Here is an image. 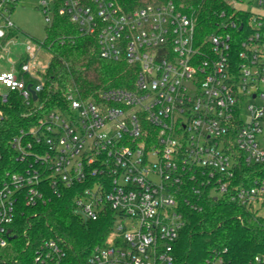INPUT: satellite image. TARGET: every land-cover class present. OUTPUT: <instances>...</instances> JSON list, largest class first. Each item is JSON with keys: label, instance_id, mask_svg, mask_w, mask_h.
Wrapping results in <instances>:
<instances>
[{"label": "built area", "instance_id": "obj_1", "mask_svg": "<svg viewBox=\"0 0 264 264\" xmlns=\"http://www.w3.org/2000/svg\"><path fill=\"white\" fill-rule=\"evenodd\" d=\"M20 1L0 0V50L18 36L8 38ZM38 1L47 24L67 18L102 59L136 76L130 87L69 94L66 108L40 116L45 80L33 44L20 69L0 72V105L17 95L33 118L0 150V264H67L65 239L18 229L26 208L66 194L87 222L113 217L87 264H176L186 210L202 211L203 192L259 213L264 176L249 185L238 171L264 165V0H230L203 39L173 2L124 11L115 0ZM199 264L233 263L214 250Z\"/></svg>", "mask_w": 264, "mask_h": 264}, {"label": "trees", "instance_id": "obj_2", "mask_svg": "<svg viewBox=\"0 0 264 264\" xmlns=\"http://www.w3.org/2000/svg\"><path fill=\"white\" fill-rule=\"evenodd\" d=\"M124 11L155 3L173 2L195 23L200 39L215 31L217 12L228 9V0H115ZM13 9L12 11H14ZM18 30L8 34L16 36ZM45 49L51 54L43 72L44 90L40 95L45 116L57 108L67 107V96L89 98L109 88L130 87L135 69L123 62L100 57L97 41L79 32L67 18L55 14L47 24ZM22 59L17 66L20 69ZM0 125V150L9 151L10 140L21 129L28 128V107L17 95L11 96ZM241 178L253 184L257 175L264 176V165H243ZM202 211L186 210V223L175 245L176 264H199L214 250H227L233 264H248L256 255H264V215L246 210L228 200L210 197L203 192ZM113 226L108 215L96 222H87L75 212L73 195L53 197L47 205L26 208L20 214L19 232L27 231L31 238L59 236L68 242L67 264H87L92 249L103 244Z\"/></svg>", "mask_w": 264, "mask_h": 264}, {"label": "rangeland", "instance_id": "obj_3", "mask_svg": "<svg viewBox=\"0 0 264 264\" xmlns=\"http://www.w3.org/2000/svg\"><path fill=\"white\" fill-rule=\"evenodd\" d=\"M244 7L257 10L254 6L245 5ZM11 19L18 29V36L14 42L0 50V72L17 69L27 43H32L34 47L31 53L36 56L33 63L40 71L45 72L50 63L51 54L46 49L37 51L35 45V43L44 42L47 28L46 17L40 8L39 1L21 0L13 11ZM2 90L6 91L5 88ZM255 209H259V214L264 215V207L260 209V206L256 205Z\"/></svg>", "mask_w": 264, "mask_h": 264}, {"label": "water", "instance_id": "obj_4", "mask_svg": "<svg viewBox=\"0 0 264 264\" xmlns=\"http://www.w3.org/2000/svg\"><path fill=\"white\" fill-rule=\"evenodd\" d=\"M34 97H35V99L37 98L36 95Z\"/></svg>", "mask_w": 264, "mask_h": 264}]
</instances>
